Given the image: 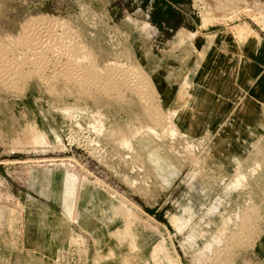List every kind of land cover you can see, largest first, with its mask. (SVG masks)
I'll use <instances>...</instances> for the list:
<instances>
[{"label": "rangeland", "instance_id": "rangeland-1", "mask_svg": "<svg viewBox=\"0 0 264 264\" xmlns=\"http://www.w3.org/2000/svg\"><path fill=\"white\" fill-rule=\"evenodd\" d=\"M149 10L141 0H0V107L12 110L4 131L0 124V165L10 168L0 176V208L11 214L0 225V264L39 254L33 237L27 256L20 252L25 217L12 193L43 188L58 202L54 169L81 174L73 215L55 220L54 231L45 210L37 221L29 215L28 229L45 231L44 250L52 233L67 246L76 233L58 264H264V170L234 178L238 168L249 176L264 130L184 137L167 121L177 100L163 103L149 70H171L178 81L186 49L170 47L175 31L155 27ZM180 10L198 31L250 26L264 36V0H185ZM147 127L175 167L169 186L135 146ZM128 140L134 151L120 144ZM13 154L23 162L5 160ZM235 205L251 210L249 220L223 225L243 213Z\"/></svg>", "mask_w": 264, "mask_h": 264}, {"label": "crops", "instance_id": "crops-1", "mask_svg": "<svg viewBox=\"0 0 264 264\" xmlns=\"http://www.w3.org/2000/svg\"><path fill=\"white\" fill-rule=\"evenodd\" d=\"M182 6L180 5L176 9L186 23L185 17L187 16L182 14L180 10ZM196 28L198 27L192 30L186 26H181L175 30V35L169 39L171 40L170 47L175 45L181 49L185 45L186 49L179 56V65L186 70L179 75L178 81H170L173 74L171 70L161 71L158 66L149 70L157 75L155 80L162 94L163 103L172 106L177 100L179 107L167 111V121L180 127L184 131V137L187 136V133L207 136L208 132H219V136L220 132L238 131L242 133L241 136L249 139V131L264 130V36L255 32L250 26H239L236 31L232 28L210 30V28L203 29L201 27H199L201 30L198 31ZM166 29L172 31L169 27L164 28V30ZM191 37H195V39ZM183 85L184 89L182 90ZM6 115L8 116L7 119L0 118L1 131L5 129L2 123L11 120L12 110L10 107H0V116ZM110 129L105 128L101 131L106 132L108 137L111 135ZM35 131L38 132V130ZM55 137L58 138V135ZM160 137L161 134L155 128L147 127L138 132V137H135V146L140 147L145 152L146 161L150 163L160 181L169 186L172 183V177L175 175V167L169 163L167 159L169 156L167 158L162 157L164 150H162V145L156 142ZM120 144L125 149L129 148V150L134 151L131 140L121 141ZM188 147L198 150L197 146L191 143ZM256 149V155L259 159L256 160L249 176L238 168L236 175H234L235 179L254 178L259 171L264 170V150L260 146ZM6 159L9 162H23L21 154H13L7 156ZM9 170L10 168L5 165H0V176L8 175ZM227 171L229 172V170ZM51 174L54 181L57 178L61 179L58 202L45 198L43 188L30 190L34 197L28 195V188H16V192L12 193L14 198L23 206V210L18 207L20 212L17 209V213L25 217L21 227L24 238L21 241L20 252L25 254L24 257L27 256V243L32 240V237L39 243V246L37 245L36 250L33 251L39 254L32 257L30 264H58L66 260L71 253L68 248H71L73 236L76 234L75 232L70 233L67 246L61 244V240L52 233L49 238L50 243L44 250L47 242L45 241V231L35 230L32 232L28 229L29 215L34 216L37 221L40 216L39 212L45 210L49 214L51 227L54 231L58 226L55 220L68 219L67 217L71 218L73 215L76 190L80 183L81 174L59 169H54ZM54 181L52 192L57 190ZM235 207L240 212L243 210V213L238 219L227 224L222 223L223 225L228 226V224L240 222H243L244 225L247 223L251 210L241 209L236 205ZM8 215L11 214L7 209L0 208V225L5 223ZM212 224L216 225L215 222ZM26 229L28 230L25 233Z\"/></svg>", "mask_w": 264, "mask_h": 264}, {"label": "trees", "instance_id": "trees-1", "mask_svg": "<svg viewBox=\"0 0 264 264\" xmlns=\"http://www.w3.org/2000/svg\"><path fill=\"white\" fill-rule=\"evenodd\" d=\"M184 2L185 0H141L143 9H147L150 6L149 14L151 23L161 31H164L165 27H169L173 31L181 26H186L192 30L195 28L188 26L176 9L179 8L180 5H183ZM145 210L150 215L157 217L161 222L169 225L164 215L159 214L157 209L145 208Z\"/></svg>", "mask_w": 264, "mask_h": 264}]
</instances>
